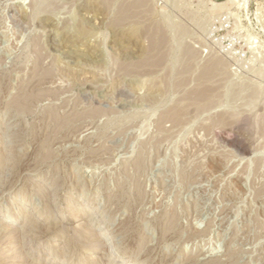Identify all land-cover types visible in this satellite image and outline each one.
I'll list each match as a JSON object with an SVG mask.
<instances>
[{"label": "rangeland", "instance_id": "rangeland-1", "mask_svg": "<svg viewBox=\"0 0 264 264\" xmlns=\"http://www.w3.org/2000/svg\"><path fill=\"white\" fill-rule=\"evenodd\" d=\"M2 173L0 264H264V0H0Z\"/></svg>", "mask_w": 264, "mask_h": 264}, {"label": "bare ground", "instance_id": "bare-ground-1", "mask_svg": "<svg viewBox=\"0 0 264 264\" xmlns=\"http://www.w3.org/2000/svg\"><path fill=\"white\" fill-rule=\"evenodd\" d=\"M140 3V2H139ZM136 5H138V2L136 3H134L133 5H130V7H136ZM55 41V40H54ZM58 45V44H57ZM62 49V48H61ZM153 50V49H152ZM68 51V50H67ZM68 53V52H67ZM3 174V173H2ZM6 175H5V173L3 174V175H0V191H4L5 189H7V180H6ZM9 188V187H8ZM8 190V189H7ZM2 193V192H1ZM14 204H15V202H13ZM88 225V223H86V221L84 222V221H80V223H79V225H78V232L79 233H81V235L83 236V237H85V238H89V236L87 235V231H91V232H94V236H98V235H101L100 234V231H101V226L100 227H98L97 229H95L94 231H92V230H90V229H88L87 226ZM33 228V227H32ZM87 230V231H86ZM86 231V232H85ZM124 231V230H123ZM123 231H121L120 233H118V232H116V231H114V230H108V233L109 234H106V239H103V240H101V241H96V243H95V245L92 247V248H96V250H99L100 249V247H102V248H104V246L103 245H105V249H106V246L107 247H112L111 246V244H112V242H113V239L112 238H110V234H113V237L115 236V237H122V235L123 234H125V232H123ZM111 239V241H109ZM94 240V239H93ZM89 243H90V241H89ZM116 243V242H115ZM114 244V243H113ZM99 248V249H98ZM108 252H109V250H108V248H107V254H108ZM111 252V251H110ZM113 258V257H112ZM115 258V257H114ZM116 259V258H115ZM198 259V258H197ZM210 259V258H209ZM191 260H193V259H191ZM112 261V260H111ZM196 261V260H195ZM194 264V263H193Z\"/></svg>", "mask_w": 264, "mask_h": 264}]
</instances>
